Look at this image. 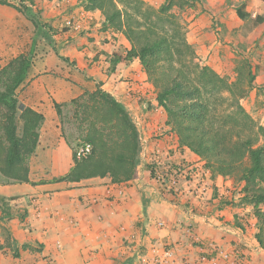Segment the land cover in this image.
Listing matches in <instances>:
<instances>
[{
    "label": "crops",
    "instance_id": "crops-1",
    "mask_svg": "<svg viewBox=\"0 0 264 264\" xmlns=\"http://www.w3.org/2000/svg\"><path fill=\"white\" fill-rule=\"evenodd\" d=\"M31 1L49 33L53 32L51 50L37 54L17 90L20 106L44 117L30 159L29 178L35 182L33 161L42 172L38 176L50 179L64 175L73 165L71 150L60 137L54 104L100 88L126 106L132 82L152 86L137 60L119 63L109 72L112 53L129 44L120 34L104 30L101 13L86 10L84 0ZM222 5L215 8L216 13H204L210 20L217 18L229 36L231 23L238 17ZM207 6L216 5L208 1L203 4ZM199 18L192 26L204 43L210 25L207 18ZM67 21L78 29L66 27ZM20 34L31 47V22L14 8L0 5V65L23 53ZM225 47L219 42L199 47L206 65L217 73L216 60ZM160 112L145 115L148 152L156 151L162 165L186 160L203 167L195 154L178 145L176 135L165 125L164 111ZM157 128H163V135L156 137ZM186 183L187 177L181 176L179 193L161 197L148 169L141 166L136 179L123 183H112L108 177L36 186L0 183V198H15L0 209V264H146L155 254L153 249L159 255L164 247L177 245V258L193 264L199 244L209 241L245 254L248 264H264V250L253 241L251 208L240 203L242 184L231 177H212L204 168L196 181L199 195L188 194Z\"/></svg>",
    "mask_w": 264,
    "mask_h": 264
},
{
    "label": "trees",
    "instance_id": "trees-1",
    "mask_svg": "<svg viewBox=\"0 0 264 264\" xmlns=\"http://www.w3.org/2000/svg\"><path fill=\"white\" fill-rule=\"evenodd\" d=\"M195 0H164L158 8L137 0L120 7L115 0H84L85 9L99 11L102 27L120 34L129 48L119 47L109 59V72L119 63L139 61L148 80L157 90V106L166 115L165 125L176 135L178 145L195 154L211 176L231 177L241 186L240 203L251 208L255 220L253 241L264 250V127L256 124L242 105L254 87L252 63L243 59L234 69L233 80L203 65L187 43L173 9H192ZM24 15L34 28L29 52L21 53L0 68V175L9 183L32 186L47 183L79 182L94 177L123 183L138 177L143 153L140 132L130 110L109 93L97 88L79 98L76 115L86 123L81 138L89 152H72V167L64 175L33 182L29 161L34 155L44 117L20 106L17 90L26 80L39 35H51L33 1L17 5L0 0ZM240 19L246 14L238 11ZM256 23L264 22L257 16ZM61 115V106L54 104ZM152 108V107H151ZM149 106V110L151 109ZM155 165L147 164L154 178ZM15 198H0V209Z\"/></svg>",
    "mask_w": 264,
    "mask_h": 264
},
{
    "label": "rangeland",
    "instance_id": "rangeland-1",
    "mask_svg": "<svg viewBox=\"0 0 264 264\" xmlns=\"http://www.w3.org/2000/svg\"><path fill=\"white\" fill-rule=\"evenodd\" d=\"M11 4L17 5L18 0H8ZM118 2L120 7H124L126 0H115ZM143 2L144 5L158 8L164 0H137ZM208 1L210 5L216 6H207ZM212 3V4H211ZM223 3L221 7H226L232 10V13H236L238 11H242L246 14L244 19L232 21V30L228 36L227 31H223L220 26L219 20L215 18L214 20H210L208 18L210 15L205 14L204 12H213L216 13L215 8L220 7L219 4ZM173 12L176 14L178 18V22L181 25L182 31L184 33L185 39L188 44L191 45L193 50L195 51L199 61L206 65L200 46L203 44L209 46L211 42H219L221 45L227 46V48H223L219 52V56L216 60V66L220 72V75L229 76L231 80L234 79L235 73L234 69L239 65V63L243 59H248L253 66V71L255 73V81L254 87L249 92L248 96L242 100V105L245 110L249 113V115L253 118L256 124L264 127V22L256 23L255 19L257 16L264 17V0H195L194 6L192 9H186L184 11H178L177 9H173ZM224 12V11H223ZM201 15L199 18L198 15ZM212 14V13H210ZM216 17V15H214ZM25 17V16H24ZM207 18L209 21V29L206 31L204 36L205 42H202V39H197L194 33V27L192 24L199 19ZM234 17V16H233ZM27 19V18H26ZM29 21V19H27ZM229 22L231 19H229ZM18 25L21 26L22 23L18 22ZM231 30V32H232ZM26 34V29H25ZM53 34V32H51ZM34 36V28L31 24V35L30 41H32ZM19 50L23 53H27L30 50V44L27 37H23V34L19 35ZM192 41H194L192 43ZM53 45L52 35H48L46 38H43L42 35H39L36 39V44L33 49V60L39 53H46L47 50H51ZM32 60V61H33ZM10 61V60H8ZM7 61V62H8ZM6 62V63H7ZM5 63V64H6ZM4 65H0V68ZM208 66V65H207ZM210 67V66H209ZM215 71V70H214ZM216 72V71H215ZM147 76V75H146ZM149 85H146L145 90L147 91V95L156 96L157 90L154 88L152 83L148 80ZM146 83V82H145ZM85 93V92H84ZM80 97V96H79ZM77 97V98H79ZM75 98V99H77ZM87 100V97L83 96V98H79L78 101L84 102ZM19 101V100H18ZM72 101V100H71ZM62 103L61 106V115L58 116L60 121V137H62L66 143L68 144L71 155L72 152H76L77 155L81 154L84 150V145L82 143V136L85 131L86 123L79 120V117L75 114L77 109L76 105L72 102ZM33 168H35V182L40 180H50L49 177H40L42 172L37 170L38 164L33 161ZM30 167V161H29ZM203 167H200V170ZM6 182V179L0 175V183ZM10 202V201H9ZM7 202V204L9 203ZM264 209V207H263ZM255 228V227H254ZM249 258V257H247Z\"/></svg>",
    "mask_w": 264,
    "mask_h": 264
},
{
    "label": "built area",
    "instance_id": "built-area-1",
    "mask_svg": "<svg viewBox=\"0 0 264 264\" xmlns=\"http://www.w3.org/2000/svg\"><path fill=\"white\" fill-rule=\"evenodd\" d=\"M66 27H72L78 29V26L73 24L72 21L66 22ZM144 83V84H143ZM146 83L145 81L132 82L129 92L130 102L126 107L132 113L133 121L137 126L141 140L143 143V153L141 155V163L139 166L146 167L147 164L152 163L155 165L153 171L155 177L152 178L157 187L156 194L161 197L174 196L179 193V178L181 176L187 177V189L188 194L197 196L200 194V189L196 185V181L200 177V167L193 166L186 160L180 161L176 164H166L162 165L159 162L156 151L148 152V140L144 137V133L147 130L148 122L146 118L147 113L151 114H161L160 110L162 108L157 106L156 96L147 95L145 90ZM153 101V102H152ZM152 103H155L152 106ZM150 106V110L148 109ZM163 128H157L159 137L163 135ZM89 152V146H85L84 150L79 155H84ZM150 173V171H149ZM161 191H158L160 190ZM199 255L193 264H248V258L245 254L240 253L237 250H225L213 242H205L199 244ZM179 249V246L164 247L161 254L158 255V252L153 249L155 253L153 258L147 259L146 264H184V262L177 258L176 253Z\"/></svg>",
    "mask_w": 264,
    "mask_h": 264
}]
</instances>
